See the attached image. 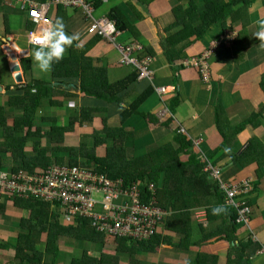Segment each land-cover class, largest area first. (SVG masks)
Listing matches in <instances>:
<instances>
[{
    "label": "crops",
    "instance_id": "1",
    "mask_svg": "<svg viewBox=\"0 0 264 264\" xmlns=\"http://www.w3.org/2000/svg\"><path fill=\"white\" fill-rule=\"evenodd\" d=\"M224 1L232 4L231 12L213 24L202 38L195 40L185 50L184 57L189 60L197 56L204 46L226 40L227 32L234 34L235 38L240 36L231 45L216 48L215 55L210 60L212 78L208 83L203 82L195 67H182L181 62H178L172 68L164 54V50L169 47L168 38L181 27L175 26L172 30H167L174 22L172 9L177 5L187 8V0H152L149 4L139 3L138 0H102L98 7L94 6L100 14L98 17L108 16L114 8L124 15L131 26L129 37H134V33H137L136 38L154 53L153 86L165 90L161 95L153 92L140 106L141 112L154 116L153 121L150 117L128 118L124 125L133 132V136L129 138H107L103 134L99 135L105 143L95 148V155L103 156L106 146L126 147L128 155H138L165 143H172L177 130L181 134H187L194 144L192 153L200 156L202 162L208 161L207 165L219 171L221 180H257V189L248 198L253 210L249 230H238L235 245H254V255L249 258V264H264V254H258L259 250L264 249V167L259 168L254 160L252 164L243 167L239 163H233L230 155L245 152L253 137L261 141L263 146L259 150L264 153V47L253 36L258 30V21L264 19V0ZM195 2L200 13L206 0ZM25 15L18 0H0V169L14 172L15 168L21 167V158L14 160L7 144L11 143L8 142L9 139L26 135L24 121H27L29 114L32 115L30 133L34 134L26 137L22 147L23 154L31 158L39 151L46 150L45 156L48 159L47 165L37 162L34 170L45 169L51 165L74 166L71 159L75 154L71 150L78 149L82 144L86 145V150L94 147L92 135L95 132L100 133L103 128L101 119L106 117V113L95 112L93 108H109V126H118L119 118L112 104L83 95L79 89L78 77L56 78L52 75L53 69L47 73L39 71L31 56L34 46L28 44L26 33L40 31L42 27H36ZM57 18L63 19L69 34L76 33L79 36V40L68 49L64 58L69 57L71 50H75L79 56L91 61L92 67L96 69L95 76L106 79L109 84H115L131 73V68L118 64L119 54L111 44L101 39L95 41L86 34L87 24L81 13L71 10L57 13L52 10L51 21ZM200 21L199 14L191 18L195 26ZM125 38L128 39V36ZM10 53L18 62L20 82L15 81V73L9 70L11 59L8 61L7 57ZM74 59L77 57L74 56ZM22 61H26L23 62L25 69ZM40 86H55L53 89L59 93L56 96L41 97L36 108L32 110L29 102L21 98L24 91L35 93ZM149 86L145 81L134 83L133 92L126 101H132ZM175 91L180 99L175 112L170 113L164 107L161 97L169 100L175 95ZM83 108L92 118L91 121L80 120ZM218 119L223 129L248 122L247 127L236 135V141L232 143L228 153L222 147L224 140L219 131ZM70 120L74 121L72 126H69ZM168 120V126H162ZM96 122H100L99 126ZM52 129H57L55 135L51 134ZM76 157L78 163L86 161L80 155ZM187 159L188 155H182L183 161ZM17 200L19 199L4 198L0 203V264H18L12 248L16 246L19 234L28 230L26 225L22 227L21 220L29 216V211L19 208ZM53 212L62 225L72 224L59 213ZM192 219L194 226L202 224L205 228L206 242L201 247L183 250L161 244L154 251L135 248V259L132 262L126 252L118 253L117 239L120 238L103 235L104 241L97 244L65 237L56 241L58 256L55 264H71L72 259L81 258L84 252L96 258L101 255L117 256V264H198L195 258L200 252L217 255L221 258L220 263L225 264L228 253L233 250V244L222 239L228 236L222 221L224 219L208 220L204 208L192 209ZM250 231L255 235L253 241L248 237ZM159 232L162 236L172 235L174 243L180 242L181 237L167 232L164 226L159 227ZM50 239V235L38 231H32L30 236L33 247L42 252L46 248L45 242H51ZM3 244H7L11 250L4 249ZM44 255L47 261L52 258L50 254Z\"/></svg>",
    "mask_w": 264,
    "mask_h": 264
},
{
    "label": "trees",
    "instance_id": "2",
    "mask_svg": "<svg viewBox=\"0 0 264 264\" xmlns=\"http://www.w3.org/2000/svg\"><path fill=\"white\" fill-rule=\"evenodd\" d=\"M39 2H45L47 0H38ZM93 6L98 7L102 0H90ZM152 0H138L139 3L149 4ZM181 1V0H180ZM196 0H187V8L184 9L181 5H177L172 9L174 16V22L168 26L167 30H172L175 26H181L180 30L172 34L168 38L169 47L164 50L170 66L174 68V65L178 62L182 67H190L184 64L187 57L185 56V50L193 45L195 40L203 37L207 30L215 23L225 18L228 13L231 12L232 4L226 3L224 0H206L204 9L198 12V6ZM57 13L65 12L60 6L55 9ZM80 13L79 11H76ZM201 18L199 25H193L191 18L198 15ZM83 16V15H82ZM108 18L113 20L117 29L122 32H126L125 35L131 36V26L126 21L124 15L116 8L112 9ZM28 20V19H27ZM84 22L85 19L83 17ZM87 27L88 23L86 22ZM85 28V32L86 29ZM137 33H134V39ZM93 40L97 41L101 39L97 35H89ZM240 37V36H239ZM239 37L235 41L239 40ZM140 41V40H139ZM143 46L144 52L141 54L153 56V51L146 48V46L140 41ZM207 48L204 46L203 49ZM200 51V52H201ZM199 52V53H200ZM10 56V55H9ZM74 56L77 59H74ZM75 60V61H73ZM153 60V58H152ZM22 67L25 69V65ZM151 70L152 62H151ZM52 75L56 78L62 77H78L80 79L79 89L81 93L87 97L97 99L99 102L112 104L115 107V113L118 116V126H109L107 121L111 116L109 108L94 107L95 112H105L106 117L102 118V126L100 133L95 132L94 147L86 150V145L82 144L78 149H73L75 156L71 159V163L74 165H82L92 168L96 173L103 174L111 180L121 179L123 187H131L136 185V189L139 194V201L143 205L154 204L155 206L168 211L169 213L156 222L153 234L148 239H139L135 241H129L125 239H117L118 253L126 252L129 254L130 261L134 262L135 248L142 250L154 251V249L161 244L171 245L179 249L188 250L190 247H201L206 242L205 228L202 224L194 226L192 219V209L204 208L207 213L208 220H214L222 218L223 225L227 229L228 236L222 239H226L233 244L227 257L225 264H249V258L254 255V249L249 245L244 247L242 244L235 245L236 239L238 240L237 232L239 225L237 222V211L234 206L226 205L224 203V194L219 189L218 180L210 176V173L204 171L207 162L200 158V156L192 153L194 146L193 142L188 138L187 134H181L178 130L174 132L173 142L165 143L161 146L145 151L144 153L135 155L134 153L128 155L126 147H113L106 146L104 154L101 157L95 155V148L98 145L104 144L105 140L99 135H105L107 138H129L133 136V132L124 125L126 120L132 116H139L143 119L150 117V120H154L153 115L140 111V106L146 101V99L153 93H156V87L153 86L154 75L149 87L140 95H137L132 101L127 102L126 99L133 92V85L136 82H142L137 80V72L132 70L131 73L124 79L118 81L115 84L107 83L106 79L95 76L96 69L91 65V61L82 56H79L75 50H71L69 57L64 58L59 63H55L52 67ZM78 69L80 71L78 72ZM154 72V71H153ZM55 86H40L37 90L30 92L24 91L23 98L26 102H29L31 109L34 110L37 106L39 99L43 96H56L58 90H54ZM159 88V87H157ZM157 94V93H156ZM161 95V94H158ZM179 94L175 91V95L169 100L163 99L164 107L169 110L170 113L175 112V108L179 103ZM27 105V103H25ZM109 115V116H108ZM220 116V112H219ZM27 121H24L27 128L26 135L23 137H16L13 140L9 139L7 144L10 152L13 155L14 160L21 158V167L15 168L26 169L29 171L34 170L37 162L40 165H47L48 159L45 156L46 150H41L34 157H27L23 154L22 147L26 140V137L30 134V128L32 127V115L29 114ZM89 119V120H87ZM92 119L85 108H83L80 120L91 121ZM171 119V118H170ZM218 123L219 131L223 137V148L229 149L232 143L236 141V135L243 131L248 122H244L239 126L223 129L221 127L220 119ZM166 121L162 126H168ZM73 120H70L69 126L73 125ZM57 129H52L51 134L55 135ZM50 134V132H49ZM263 144L261 141L253 137L249 140L248 147L245 152L240 155L230 154L233 163H239L241 166L246 167L252 164V160L256 161L259 168L264 166V153L260 152L259 148ZM229 151H226L228 153ZM85 158V162L78 163L76 156ZM182 155H188L187 161L182 160ZM16 204L21 209L29 211V216L24 220H21V225L27 226L26 233L22 232L18 236L17 244L13 249L15 252L16 260L18 264H55L56 256H58V249L56 241L59 238L71 237L76 240L92 242L100 244L104 241L103 235L95 230L90 225L89 219L79 218L73 221L72 224L62 225L57 221L55 213L51 210L49 203L38 201L36 199H19ZM217 205H222L226 208V212L220 215H213L212 209ZM54 218L56 220H54ZM165 228V230L172 234L179 235L180 242L174 243L172 235L162 236L159 232V227ZM32 231H38L41 234L50 235L51 242L46 241V248L44 252L36 250L33 247V243L30 240ZM116 238V237H114ZM128 245V246H126ZM2 247L6 250H11L7 244H3ZM257 252V250L255 251ZM44 253L50 254L52 258L47 261L44 257ZM217 255H206L198 253L195 261L198 264H222ZM118 257H112L107 255H101L99 257H90L85 252L79 259H72L71 264H117Z\"/></svg>",
    "mask_w": 264,
    "mask_h": 264
},
{
    "label": "built area",
    "instance_id": "3",
    "mask_svg": "<svg viewBox=\"0 0 264 264\" xmlns=\"http://www.w3.org/2000/svg\"><path fill=\"white\" fill-rule=\"evenodd\" d=\"M26 16L36 27L42 28L51 21L50 12L57 6L62 9L79 11L88 23L86 34L97 35L105 40L119 54L118 64L137 72L138 81L151 82L154 72L151 70L152 58L141 55L144 52L139 40L117 29L113 20L107 16L95 17V7L90 0H18ZM39 31H28L27 42ZM234 38V39H233ZM234 34L227 32L226 40L203 49L197 56L184 62L187 66L198 69L203 82L211 80L210 60L216 48L226 47L235 42ZM157 94H164V88H156ZM205 172L216 179L219 171L206 166ZM219 189L224 194V203L239 209L238 223L250 222V212L245 201L240 202L239 195L245 198L252 189L250 184L236 185L219 179ZM36 199L49 203L51 210L59 213L67 221L79 218L89 219L90 225L103 235L127 237L131 240L148 239L154 231L156 222L165 217L166 211L154 204L143 205L139 201L136 185L123 187L121 179L111 180L92 168L82 165H53L45 169H19L4 172L0 169V203L3 199Z\"/></svg>",
    "mask_w": 264,
    "mask_h": 264
},
{
    "label": "clouds",
    "instance_id": "4",
    "mask_svg": "<svg viewBox=\"0 0 264 264\" xmlns=\"http://www.w3.org/2000/svg\"><path fill=\"white\" fill-rule=\"evenodd\" d=\"M26 19H28L27 16ZM253 36L260 41V46L264 47V19L258 21V30L253 34ZM78 40H79L78 34L76 33L69 34L66 31V25L63 22L62 18H57L55 21L48 22L46 26H44L38 33L34 34L30 38V42L34 45L33 51L31 53L33 63L36 65V67L39 69L40 72L47 73L51 71L53 65L55 63H59L60 61H62L68 49L71 48L74 42ZM211 78H212V74H211ZM225 151H229V149H225ZM219 179L221 180V178L220 177L217 178L218 182ZM227 183H232L236 185L250 184L253 186V189L247 195H245L244 199L242 195H239L237 197V199L240 202H243V200L245 201V206L248 207L250 215L252 216L253 210L251 205H249L248 198L254 192V190L256 191L258 186L257 180L248 178L243 181L233 180L232 182L228 181ZM243 207H244L243 204L241 205L240 208L235 207L238 216H239V212H238L239 209H242ZM226 211L227 210L224 206L217 205L212 209V214L220 215ZM251 216H250V222L248 224L242 225L241 223L236 222V224L239 225L238 230L242 228H246L249 230V225L252 219ZM248 237L252 240L255 238V235L250 231V233H248ZM116 238L131 241V239L127 237H116ZM258 254H264V249L262 251L259 250Z\"/></svg>",
    "mask_w": 264,
    "mask_h": 264
},
{
    "label": "water",
    "instance_id": "5",
    "mask_svg": "<svg viewBox=\"0 0 264 264\" xmlns=\"http://www.w3.org/2000/svg\"><path fill=\"white\" fill-rule=\"evenodd\" d=\"M6 50L9 51L8 48H6ZM10 58H11V60L13 62H12V64L9 65V70L11 72H14L15 73L14 74L15 75V81L16 82H20L21 81V77L19 75L20 68H19L18 62L16 60V57L12 53H10Z\"/></svg>",
    "mask_w": 264,
    "mask_h": 264
},
{
    "label": "rangeland",
    "instance_id": "6",
    "mask_svg": "<svg viewBox=\"0 0 264 264\" xmlns=\"http://www.w3.org/2000/svg\"><path fill=\"white\" fill-rule=\"evenodd\" d=\"M93 15L95 16V17H97L98 15H100L99 13H97V10H95V12L93 13ZM231 32H233L232 30H231ZM125 37H127V35H124V38ZM10 56H9V54H8V61L11 59V58H9ZM20 58V57H19ZM13 61L11 60V63H12ZM10 63V64H11ZM164 92H165V90H164ZM104 114V113H103ZM96 124L99 126V124H100V122H96ZM51 166H53V165H51ZM50 167V166H49ZM169 212L168 211H166V214H168ZM237 234H238V232H237Z\"/></svg>",
    "mask_w": 264,
    "mask_h": 264
}]
</instances>
